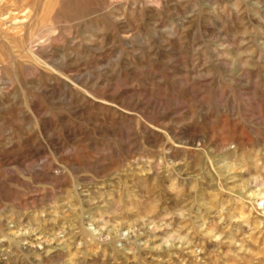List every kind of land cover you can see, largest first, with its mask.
<instances>
[{
	"label": "rangeland",
	"instance_id": "obj_1",
	"mask_svg": "<svg viewBox=\"0 0 264 264\" xmlns=\"http://www.w3.org/2000/svg\"><path fill=\"white\" fill-rule=\"evenodd\" d=\"M0 264H264V0H0Z\"/></svg>",
	"mask_w": 264,
	"mask_h": 264
},
{
	"label": "bare ground",
	"instance_id": "obj_2",
	"mask_svg": "<svg viewBox=\"0 0 264 264\" xmlns=\"http://www.w3.org/2000/svg\"><path fill=\"white\" fill-rule=\"evenodd\" d=\"M28 12L24 9H21L19 10L16 14H21V15H24V14H27Z\"/></svg>",
	"mask_w": 264,
	"mask_h": 264
}]
</instances>
